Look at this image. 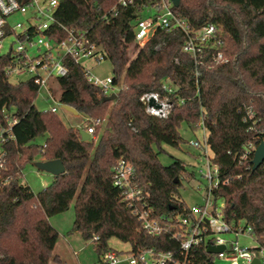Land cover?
<instances>
[{"label":"trees","instance_id":"trees-1","mask_svg":"<svg viewBox=\"0 0 264 264\" xmlns=\"http://www.w3.org/2000/svg\"><path fill=\"white\" fill-rule=\"evenodd\" d=\"M115 1L60 0L57 12L64 24L88 31L111 60L114 82L125 85L115 100L106 101L102 89L87 81L82 65L66 58L67 73L57 79L59 100L84 117L103 120L96 140L82 141L79 128L66 127L58 113L38 110L34 78L12 83L7 60L0 57V130L9 118L18 120L0 181V264L59 262L54 251L60 232L50 217L71 204L70 232L92 242L97 259L115 249L108 245L114 237L135 252L155 247L177 254L179 241L171 235L179 229L177 218L190 211L181 197L182 179L195 175L186 172L184 160L166 165L159 153L163 143L180 148L183 123L195 130L202 118L220 175L229 180L215 191L225 201L227 219L243 221L258 237L264 235V164L253 170L252 158L241 163L239 157L249 142L258 147L264 141V0H180L175 14L192 30L215 25L222 40V45L212 40L205 46L198 77L192 72L194 59L182 50L187 38L180 28L159 29L140 46L134 40L139 7L113 15ZM219 50L227 62L214 61ZM164 82L174 85L184 102L160 120L146 112L140 96L163 92ZM121 158L135 167L145 209L161 224H170L171 232L156 237L142 229L112 178V167ZM38 159H61L66 171L34 192L22 178L26 166ZM193 259L213 264L204 247Z\"/></svg>","mask_w":264,"mask_h":264},{"label":"built area","instance_id":"built-area-1","mask_svg":"<svg viewBox=\"0 0 264 264\" xmlns=\"http://www.w3.org/2000/svg\"><path fill=\"white\" fill-rule=\"evenodd\" d=\"M137 1L116 0L110 13L117 15L124 8L139 7V16L134 26V40L140 46L150 40L159 29L173 32L180 28L187 38L182 50L194 59L192 72L198 77V65L202 63L205 46L212 40L222 45V40L217 37L215 25L192 30L187 21L175 14V5L171 0H144L138 4ZM59 5L60 0H0V57L7 60L6 73L10 76L15 72L29 71L39 85V91L46 87L51 93L53 83H57L59 77L66 75V58H70L82 65L84 76L89 83L100 87L106 96L113 93L118 95L125 85L116 84L114 74L99 77L84 66L91 60L96 64L107 60L101 46L89 38L88 31L64 24L57 16ZM213 55L215 62L228 61L220 50ZM162 90L163 92L144 91L140 96L146 112L160 120L168 118L176 104L184 102L177 94V88L171 83L164 82ZM57 103L58 106L52 105L44 110L58 113V108L64 109V103L60 102L59 96ZM248 117H254L251 110L248 111ZM85 118L87 123L84 130L93 138L97 126L102 125L103 120ZM17 121L16 117L9 118L6 126L0 130V181L6 166V145L15 140L13 125ZM199 126H202L204 134L192 144L199 148L197 158L203 165L199 172L207 180V184L203 188V201L189 207L187 215L177 218L179 229L171 235L179 241L177 254L172 250L161 251L155 247L141 252H118L114 249L99 257L95 264H201L193 259L196 250L204 247L208 252L209 247L217 246H224V250L217 253L208 252L213 263L218 258L229 264H253L255 260H258V264H264V235L258 237L254 228L245 226L243 221L227 219L225 201L215 191L229 180L220 175L221 166L213 158L203 118ZM256 148L249 142L239 155L240 162L253 159L251 154L253 152L254 155ZM112 178L114 184L123 190L125 200L140 220L142 229L156 237L171 232L170 224H161L145 209V195L136 181L133 164L119 159L112 167ZM240 237L253 241L254 244H242Z\"/></svg>","mask_w":264,"mask_h":264},{"label":"rangeland","instance_id":"rangeland-1","mask_svg":"<svg viewBox=\"0 0 264 264\" xmlns=\"http://www.w3.org/2000/svg\"><path fill=\"white\" fill-rule=\"evenodd\" d=\"M133 56H135V54H133ZM84 66L90 68L91 73L99 77H107L113 74V67L110 59L104 60L100 64H96L91 60L86 62ZM31 76L32 74L29 71H24L23 73H12L9 77L12 83H18L31 78ZM59 92L60 89L56 82L53 83L51 93L46 87H42L35 101L37 109L44 110L52 105L58 106L57 98L60 94ZM58 115L66 127L84 129L87 123L86 118L82 114L79 113L75 115L62 108H58ZM180 131L184 143L180 148L163 143L162 150L159 153V159L166 165L174 162L175 158L182 159L187 164L186 172L194 173L195 177L185 175L182 179V186L180 189L182 199L191 207L203 201V195L205 193L203 188L207 184V180L203 178L199 172V169L203 167L197 158L199 148H196L192 144L198 138H202L204 131L202 126H197L195 130H192L184 123ZM97 137L98 135L96 134L94 139L96 140ZM52 177L50 173L44 170L40 171L34 164H29L24 170L22 183L24 185L28 184L34 192H38L53 180ZM74 218V204H71L69 209L60 214L50 217L52 225L60 232L54 253L59 255L61 259L59 262L50 264H95L97 256L92 242L84 240L80 233L70 232ZM239 240L242 244H254L253 241L243 237H240ZM108 245L119 251L127 252L131 250V246L128 243H124L115 237L108 241ZM213 264H229V262L217 258L214 260Z\"/></svg>","mask_w":264,"mask_h":264},{"label":"water","instance_id":"water-1","mask_svg":"<svg viewBox=\"0 0 264 264\" xmlns=\"http://www.w3.org/2000/svg\"><path fill=\"white\" fill-rule=\"evenodd\" d=\"M173 4L179 6L180 0H171ZM117 98V94L113 93L105 98L106 101L115 100ZM65 110L70 111L73 114H79V111L76 108H73L70 105L63 104ZM79 134L81 136V140H89L90 135L83 129L79 128ZM252 159V169L255 170L264 164V141L260 143V145L255 149L254 155ZM34 165L40 171H46L50 173L52 176H59L60 174L65 173L66 167L64 162L61 159H52V160H43V161H35ZM224 250V246L217 247H209L208 252L217 253ZM253 264H258V260H255Z\"/></svg>","mask_w":264,"mask_h":264},{"label":"crops","instance_id":"crops-1","mask_svg":"<svg viewBox=\"0 0 264 264\" xmlns=\"http://www.w3.org/2000/svg\"><path fill=\"white\" fill-rule=\"evenodd\" d=\"M59 256V255H58ZM60 257V256H59Z\"/></svg>","mask_w":264,"mask_h":264}]
</instances>
